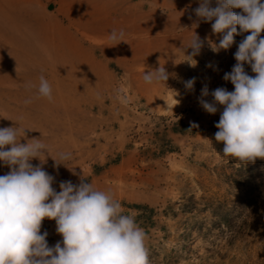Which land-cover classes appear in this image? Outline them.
Wrapping results in <instances>:
<instances>
[{"label": "rangeland", "instance_id": "rangeland-1", "mask_svg": "<svg viewBox=\"0 0 264 264\" xmlns=\"http://www.w3.org/2000/svg\"><path fill=\"white\" fill-rule=\"evenodd\" d=\"M136 1L143 6H114V21L108 30L102 25L106 40L122 30L125 41L96 50L107 61L97 67L99 80L85 76L77 89L52 91L51 101L33 92L34 104L24 106H16V91H0V128L31 129L20 142L47 146L44 162L30 163L54 177L57 192L61 181L78 185L84 177L111 193L146 233L150 264H264V160L226 157L214 139L223 106L209 114L199 103L211 102L218 87L234 90L223 76L249 33L214 50L225 33L195 15L200 0H129ZM17 7L16 0H0V37ZM195 34L203 46L192 65L186 47ZM160 66L169 74L166 84L146 83L144 73ZM205 85L209 95L202 97ZM59 153L70 158L59 160ZM8 172L0 163V175ZM45 231L50 247L62 240L54 220L43 221Z\"/></svg>", "mask_w": 264, "mask_h": 264}, {"label": "clouds", "instance_id": "clouds-1", "mask_svg": "<svg viewBox=\"0 0 264 264\" xmlns=\"http://www.w3.org/2000/svg\"><path fill=\"white\" fill-rule=\"evenodd\" d=\"M194 12L204 22L214 20V33H225L214 50H227L234 35L249 33L237 46L236 63L223 76L234 90L218 87L210 93L211 102L200 99L199 103L209 114L218 111L217 105L223 106L214 139L222 142L226 157L241 164L264 160V0H216L215 7L211 0H200ZM109 39L116 45L125 41L124 33L112 30ZM202 46L195 34L186 47L192 49L186 61L195 65L191 61ZM245 64L254 76L245 71ZM168 76L160 66L145 72L143 79L148 84H166ZM194 82V78L189 80L186 87L192 89ZM38 93L52 100V88L43 75ZM208 95L205 85L201 96ZM121 102L128 100L121 97ZM25 129L0 128V163L9 168L0 175V264H150L146 233L134 217L122 214L111 193L95 189L84 177L78 185L61 181L57 192L52 186L54 177L41 165L30 163L34 158L43 163L45 158L40 157L47 146L39 140L21 143ZM69 158L70 153H59V160ZM59 160L54 159L57 165L62 164ZM45 219L55 221L62 237L51 247L48 233L41 232Z\"/></svg>", "mask_w": 264, "mask_h": 264}, {"label": "crops", "instance_id": "crops-1", "mask_svg": "<svg viewBox=\"0 0 264 264\" xmlns=\"http://www.w3.org/2000/svg\"><path fill=\"white\" fill-rule=\"evenodd\" d=\"M16 6L0 37V91H16V106H24L26 100H36L33 92H38L41 75L56 92L77 89L85 76L99 80L97 67L107 61L96 50L112 48L102 25L108 30L114 21V6L143 5L129 0H16Z\"/></svg>", "mask_w": 264, "mask_h": 264}, {"label": "trees", "instance_id": "trees-1", "mask_svg": "<svg viewBox=\"0 0 264 264\" xmlns=\"http://www.w3.org/2000/svg\"><path fill=\"white\" fill-rule=\"evenodd\" d=\"M132 207L138 208V209H143L145 211H148L149 213L152 212L151 208H148L146 205H141V204H133Z\"/></svg>", "mask_w": 264, "mask_h": 264}]
</instances>
